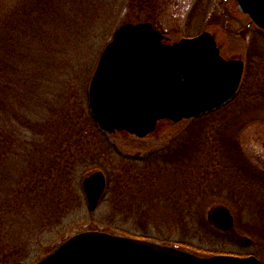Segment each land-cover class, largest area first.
<instances>
[{
    "label": "rangeland",
    "instance_id": "rangeland-1",
    "mask_svg": "<svg viewBox=\"0 0 264 264\" xmlns=\"http://www.w3.org/2000/svg\"><path fill=\"white\" fill-rule=\"evenodd\" d=\"M8 2V7L3 6ZM37 2L31 0V27V21L25 23L27 5L3 0L0 36L9 19L25 14L21 23L29 27L28 39L22 41L26 69L39 59H58L53 72L41 73V78L57 97L53 107L69 108L79 117L86 135L83 145L77 141L69 149L62 145L59 167L71 168L70 186L63 191L66 198L61 213L40 236L39 252L52 251L75 233L101 230L167 242L201 256L255 255L264 263V34L248 25L251 18L238 8L236 0H52L57 10L49 9L48 18L43 12L38 16ZM148 21L171 41L210 31L224 55L246 61L244 85L229 104L194 122H163L144 138L100 132L88 125L87 107L90 81L101 53L123 24ZM5 72L1 81L9 78ZM24 79L25 75L16 73L12 80L23 84ZM5 92L9 101L20 106L17 86ZM51 108L41 114L59 115ZM11 112L7 101L0 107V124L10 123ZM24 134L14 136L15 147L33 149V135ZM32 155L31 150L26 157L12 156L3 170L15 180H26L23 167ZM43 156L41 163L54 158L48 151ZM134 168L146 173L147 180L141 189L136 188L137 197L123 201L118 192L134 185V171L130 172ZM96 171L105 173L107 189L91 212L82 183ZM12 185L9 181L6 187ZM219 206L227 207L234 216L231 231L220 229L211 220V211Z\"/></svg>",
    "mask_w": 264,
    "mask_h": 264
},
{
    "label": "water",
    "instance_id": "water-1",
    "mask_svg": "<svg viewBox=\"0 0 264 264\" xmlns=\"http://www.w3.org/2000/svg\"><path fill=\"white\" fill-rule=\"evenodd\" d=\"M264 30V0H237ZM151 22L125 23L103 49L89 88L93 119L106 132L125 130L139 137L157 122H178L210 111L233 99L241 85L244 61L225 58L214 34L204 31L174 43ZM88 209L95 211L107 189L103 171L83 180ZM212 222L234 229L227 207L214 208ZM35 264H263L255 255L200 256L148 239L101 230L78 232Z\"/></svg>",
    "mask_w": 264,
    "mask_h": 264
},
{
    "label": "trees",
    "instance_id": "trees-1",
    "mask_svg": "<svg viewBox=\"0 0 264 264\" xmlns=\"http://www.w3.org/2000/svg\"><path fill=\"white\" fill-rule=\"evenodd\" d=\"M51 1L38 0V16L43 12L44 18H48L49 9L57 10L51 5ZM2 2L3 0H0V6H2ZM20 2L28 7L24 10L25 14L28 13L25 23L28 25L31 21L32 27L33 21L30 15L33 12H30V8H32L33 3H31V0H20ZM8 5L9 2L3 6L8 7ZM9 10H7V13H9ZM25 14H19L15 19H9L10 22L7 21L2 26V35L0 36V61H2L0 75L3 74V70H6L5 73L9 77L5 81H1L3 77H0V107H5L8 101V107H11L12 111L9 118L10 123L6 121L1 123L7 126L0 124V145H3L0 146V167L3 170V166L7 165L6 161L13 159L12 156L26 157L31 154V150L33 152L26 166L23 167L27 175L26 180H15L14 176L6 173L5 170L2 171V177L0 175V264H33L51 251L39 252L40 236L49 224L57 219L63 209L62 203L64 204L66 198L63 191L69 189L70 177L68 175L71 173L69 166L64 167V169L59 167L58 156L60 152H64L62 149L63 144L69 149L76 141L77 144L82 145L86 141V135L80 128L79 117L72 113L69 108H65L66 106H59L60 109L58 106L53 107L57 97L51 92L53 88L43 82L44 79L41 78V73L53 72L58 59H55V57L54 59H39L34 67L26 69V61L23 56L25 51L23 45L25 43H22V41L28 39L25 38V34L28 32L29 27L21 23L23 22L21 17ZM30 38L33 40L34 34ZM26 71L27 74H25ZM16 73L21 74V77L25 75V83H20L22 78L21 81H18L20 84H16L12 80ZM15 85L21 92L18 97L20 106H15L12 101H9V97L5 92L6 89L10 90L12 86L16 87ZM1 90H3L2 95ZM3 94L6 97H3ZM46 104L51 105V110L54 109L59 115L56 116V113H51L50 116L42 115L41 112L49 108ZM13 107H15V111ZM87 108L89 111L87 115L88 125H93L94 129L103 132L93 119L89 106ZM218 109L221 108L203 113L187 121H197V119L211 115ZM8 127L9 129L6 132L1 131L6 130ZM24 132H30L33 135L31 141L34 146L33 149H24L21 146L15 147L14 136H25ZM2 133L5 137L2 136ZM29 143L24 142L25 145ZM47 151L52 155L54 154V158L49 159L48 163H41L40 155L43 156ZM118 155L123 157V154ZM131 171H134L133 176L136 182L133 186L119 190L118 194L123 201L128 199L129 196L137 197L139 193L136 188L141 189V184L147 180V174L142 173V170L134 168ZM9 181L10 185L14 184L6 187ZM11 187L13 189L8 190ZM67 191L66 196L69 193ZM55 223L57 222H53V224Z\"/></svg>",
    "mask_w": 264,
    "mask_h": 264
},
{
    "label": "flooded vegetation",
    "instance_id": "flooded-vegetation-1",
    "mask_svg": "<svg viewBox=\"0 0 264 264\" xmlns=\"http://www.w3.org/2000/svg\"><path fill=\"white\" fill-rule=\"evenodd\" d=\"M249 26H255L253 23H248ZM255 28L257 29V31H260V33L264 34V31H262L260 28H258L257 26H255ZM163 42L165 43H172L173 41H171L169 38L166 37V35H164V39H163ZM219 44V43H218ZM220 45V44H219ZM222 48V47H221ZM226 58H228L226 55H225ZM244 63H245V68H244V75H243V78H242V84H241V87L240 89L243 87L244 85V82H245V78H246V70H247V63L246 61L244 60Z\"/></svg>",
    "mask_w": 264,
    "mask_h": 264
}]
</instances>
